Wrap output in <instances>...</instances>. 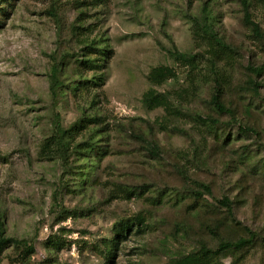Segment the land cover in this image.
I'll list each match as a JSON object with an SVG mask.
<instances>
[{
  "label": "rangeland",
  "instance_id": "374dc122",
  "mask_svg": "<svg viewBox=\"0 0 264 264\" xmlns=\"http://www.w3.org/2000/svg\"><path fill=\"white\" fill-rule=\"evenodd\" d=\"M57 122L77 132L44 157ZM263 159L264 0H0V237L33 247L0 245V264H172L243 226L252 244L215 263L264 264Z\"/></svg>",
  "mask_w": 264,
  "mask_h": 264
},
{
  "label": "trees",
  "instance_id": "16d2710c",
  "mask_svg": "<svg viewBox=\"0 0 264 264\" xmlns=\"http://www.w3.org/2000/svg\"><path fill=\"white\" fill-rule=\"evenodd\" d=\"M212 34H209L211 36ZM211 39L216 45V48L220 52L229 51V46L223 43L217 36L212 35ZM104 51V50H103ZM170 55L181 64L190 65L191 68L195 67L196 64V55L188 54L184 52H179L178 50H171ZM254 71V70H253ZM174 75V70L170 66L166 65H159L154 66L150 69L147 75V79L155 85L161 84L165 79L172 77ZM52 79H55V69L52 68L51 72ZM214 85L212 89V93L210 96V101L213 109L220 113H226L233 118V111L231 108L225 106L222 101V92L223 88L220 85L219 78L213 80ZM52 82V88H53ZM253 92L255 91L254 88L257 87V83L255 81L252 82ZM143 101L146 103L148 107H158L163 106L167 108L169 106L168 100L162 94H158L153 90H148L143 95ZM198 120L200 122H207L210 124L216 123V120L209 117H201L198 116ZM234 121H236L233 118ZM243 132H253L252 129L247 127H240ZM77 132L75 128V124L70 125L67 128H63L59 122L55 124V131L54 134L44 139L42 142V146L40 149V153L44 157L52 158L54 155H64L67 152L68 147L73 140L74 134ZM264 165V159H263ZM198 189L196 192V197H200L202 193H209L208 186L197 183L196 185ZM221 206L225 208V211L228 217H233L232 206L231 202L228 198L223 197L217 201ZM234 220V218H233ZM142 219L140 217L135 218L136 228L140 229L139 226L141 225ZM236 222V221H234ZM133 224H129L125 222L120 225V232L121 231H128ZM243 230L246 233V236H238L236 239H222L218 242L215 248H210L206 245H201L197 250L186 253L175 260H173L172 264H216L215 261L217 257L221 254L227 252H235L240 249H243L252 244L253 240L255 239L256 233L251 231L248 227L243 226ZM6 243H13L16 245L23 246V249L26 253L32 252L33 247L30 244H27L24 240H18L12 237H0V245H4Z\"/></svg>",
  "mask_w": 264,
  "mask_h": 264
}]
</instances>
